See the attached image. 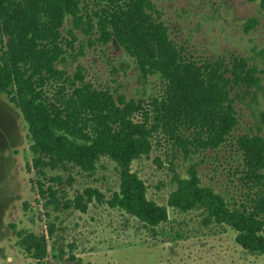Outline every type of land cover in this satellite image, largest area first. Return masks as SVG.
<instances>
[{"label":"trees","instance_id":"16d2710c","mask_svg":"<svg viewBox=\"0 0 264 264\" xmlns=\"http://www.w3.org/2000/svg\"><path fill=\"white\" fill-rule=\"evenodd\" d=\"M245 1L258 5L261 21L250 17L244 32L260 24L264 28V0ZM77 32L87 36L89 48L122 47L142 77L159 78L160 92L147 100H127L95 87L79 66L69 74L66 56L84 54L83 45L76 49ZM263 77L264 47L251 59L198 60L170 37L152 0H0V94L28 125L30 165L44 177L46 168L93 172L102 159L112 161L118 187L110 204L145 229L164 226L169 211L197 212L206 225L232 230L243 250L264 255V137L239 128V109L257 101ZM260 116L264 121V110ZM156 141L168 152L186 155L228 150L233 154L228 182L240 187L244 199L203 183L190 166L174 176L166 205L151 200L132 165ZM173 160L167 159V166L174 173ZM33 184L39 198L47 199L45 206L59 204L52 185ZM97 196L96 191L87 194L89 202ZM82 198L75 205L84 212ZM16 235L17 246L44 264L50 252L47 235L24 229Z\"/></svg>","mask_w":264,"mask_h":264},{"label":"rangeland","instance_id":"374dc122","mask_svg":"<svg viewBox=\"0 0 264 264\" xmlns=\"http://www.w3.org/2000/svg\"><path fill=\"white\" fill-rule=\"evenodd\" d=\"M152 1L170 37L191 50L198 60L229 59L233 55L251 59L255 49L264 47L262 24L244 32L250 17L261 21L256 3ZM76 37V49L83 45L84 54L66 56L69 74L79 66L95 87L109 88L127 100H147L160 92L159 78L142 77L135 62L116 43L89 48L86 35L77 32ZM263 92L258 93L253 105H241L240 133H259L264 137L260 116L264 110ZM30 144L22 114L7 95L0 94V264H36L17 246L16 234L21 229L47 235L50 252L44 264H264V255L243 250L235 242L232 230L206 225L197 212L169 211V222L164 226L156 230L143 228L110 204L118 187L116 165L110 160L102 159L93 172L73 167L46 168L43 177L30 165ZM170 157L174 159V173L167 166ZM232 158L228 150L172 153L164 143L156 141L147 156L133 163L132 170L144 181L147 196L160 205L167 204L168 195L175 188L174 176L184 174L190 166L197 168L203 183L244 199L240 187L228 182ZM56 176L61 178L59 183L48 180ZM38 181L54 187L59 204L45 206L47 199H40L36 189H32ZM89 191H96L98 198L89 202ZM82 196V202L87 203L84 212L76 207V198L81 200Z\"/></svg>","mask_w":264,"mask_h":264}]
</instances>
